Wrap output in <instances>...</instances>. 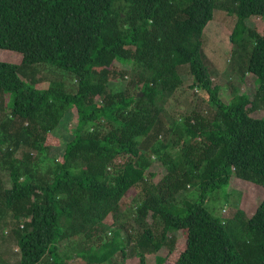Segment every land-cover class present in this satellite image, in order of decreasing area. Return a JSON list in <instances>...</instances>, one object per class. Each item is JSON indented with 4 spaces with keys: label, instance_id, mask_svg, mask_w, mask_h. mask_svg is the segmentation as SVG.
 <instances>
[{
    "label": "trees",
    "instance_id": "trees-1",
    "mask_svg": "<svg viewBox=\"0 0 264 264\" xmlns=\"http://www.w3.org/2000/svg\"><path fill=\"white\" fill-rule=\"evenodd\" d=\"M214 9L236 16L252 98L224 102L202 63ZM250 16L264 19V0H0V49L22 56L0 61V237L18 264H264V198L249 217L205 206L233 176L264 188V115L251 114L264 111V30ZM185 65L205 95L176 118Z\"/></svg>",
    "mask_w": 264,
    "mask_h": 264
},
{
    "label": "rangeland",
    "instance_id": "rangeland-1",
    "mask_svg": "<svg viewBox=\"0 0 264 264\" xmlns=\"http://www.w3.org/2000/svg\"><path fill=\"white\" fill-rule=\"evenodd\" d=\"M235 22L236 16L234 14H230L222 9H214L212 18L205 25L202 34L204 43L202 46L201 60L212 78V83L219 86V96L224 102H230L234 94L241 93H245L249 98H252L257 88V82L252 74L246 73L243 76L240 75L238 67L236 66L238 64L237 55L232 54L230 32ZM246 25L262 32L264 30V19L258 16H250L246 19ZM21 57V54L16 51L0 49V61L19 64ZM187 67L185 65L181 68L182 83L166 104L170 114L176 118L182 114L189 113L197 100L203 98L205 95L201 90L189 87L192 83V76L189 74ZM36 69V76L46 73V68L42 67V65H38ZM66 78L67 76L62 77V79ZM24 81L28 82L27 80ZM47 82L44 78H41L37 80L35 87L41 88V85H46ZM124 83V81L114 83L112 84V88L114 90H120L124 87ZM8 100L9 95L7 94L6 101L8 102ZM251 114L253 117H262L264 111L259 107L257 111L255 110ZM72 123V119L69 117L62 126L69 129L70 126L73 127L74 124ZM56 134L61 136L64 134V130L56 132ZM154 170L163 171L159 164L154 166ZM5 174V172H2L4 181H6V184H9V179ZM225 193H229L226 198L224 197ZM187 196L193 199L197 196V191L193 190ZM263 198L264 188L262 186L233 176L228 185L209 194L205 206L213 215L221 216V218H231L236 210H242L245 216L249 217L254 213ZM8 234V229H5L3 235L6 239L3 240L4 236L3 238L0 237V258L7 264H18L19 251L15 246V242L8 239ZM107 235L108 237L111 236L110 233ZM175 237L182 244L185 241V232L178 230L175 232ZM61 251L66 250L63 247ZM167 251L168 248L164 246L157 254L166 255ZM79 262L78 259L73 258L69 259L67 263L75 264ZM116 264H139V260L138 257L128 254L126 260L117 262ZM147 264H156L154 255L147 257Z\"/></svg>",
    "mask_w": 264,
    "mask_h": 264
},
{
    "label": "built area",
    "instance_id": "built-area-1",
    "mask_svg": "<svg viewBox=\"0 0 264 264\" xmlns=\"http://www.w3.org/2000/svg\"><path fill=\"white\" fill-rule=\"evenodd\" d=\"M224 211V210H223Z\"/></svg>",
    "mask_w": 264,
    "mask_h": 264
}]
</instances>
